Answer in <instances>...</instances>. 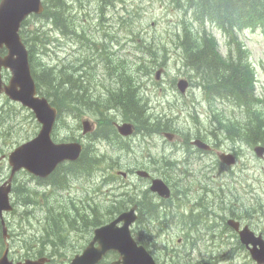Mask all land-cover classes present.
Listing matches in <instances>:
<instances>
[{"label":"rangeland","instance_id":"obj_1","mask_svg":"<svg viewBox=\"0 0 264 264\" xmlns=\"http://www.w3.org/2000/svg\"><path fill=\"white\" fill-rule=\"evenodd\" d=\"M131 2H134L135 0H130ZM75 7L79 8V12H82L83 14H89L90 13L84 9L83 7V0H80L78 3L77 0L74 1ZM106 2V1H105ZM112 6H108V4L105 6L107 9L105 13V18L107 19V14L109 15V22L106 26L105 23L98 29V35L100 40L102 39L101 42H103L104 46L101 45V42H92L89 41L87 38L82 37L78 45L75 47L74 43H66L63 48H53V51H56L57 53H49V52H39L38 59L40 63L42 64H56L58 55L62 56V59L67 62L69 59H71L74 56H77L78 59L82 60H90L91 63L89 64L90 69L89 73L85 78V82L83 86L79 87V90L74 88V91H71L70 93L67 92L66 94H70L68 96V99H71V97H79V101L82 104H88L90 101V98L86 95V87L87 85L90 87L92 85V82L95 79H100L101 74L99 73H91L94 68L96 67L97 64L102 62L105 57L108 55L111 49L114 47L118 46L126 37L130 29L137 23L139 22L143 17L149 16L152 23L156 22V25H153V28H150L147 24H142L140 25V30L144 34H150L151 32L157 31L159 33V37H165L168 38V32L170 31V28L176 21V19H180V12L177 8L176 5L171 4L167 8L159 2H154L151 4H148L144 7V10L147 11V14L143 13H133V14H127L126 16L121 17L119 15V9L118 7L120 6H125L127 4V0H111ZM100 3H92L90 1L87 2V7L90 8L93 5H99ZM104 4H102L103 6ZM112 20V21H111ZM76 25L79 27L81 26V22L78 17L74 19ZM113 23L115 25V28L109 27V24ZM46 24V23H45ZM111 28V29H110ZM219 36V34H217ZM220 42H221V52L225 53L226 49L223 43V39L220 37ZM243 41L246 43L250 44L253 50V53L256 55L257 58H261L264 56V34L260 33H247L242 35ZM117 42V44L115 43ZM96 48L100 53H95L92 50ZM181 49V46H180ZM182 50V54L179 57L178 63L176 62V59L170 58V60H160L158 59L150 50L149 52H146V50H143L141 52V57L134 61L132 64L129 66L125 67L124 70H117L113 69L112 65H108L104 71V77L107 78L111 84L114 86V90L117 91V84L120 82H127L129 79L133 78L137 82H141L153 90L157 91H162L167 97L170 99H174L179 91L177 90L176 86L170 82L171 78L173 77H181L184 80H188L190 83H193V88H198L199 93L197 94L196 99L189 105H183L180 103H176L175 110L174 112H169V113H178V119L177 123L174 121V127L177 129H183V130H190L193 127V124H196L195 130H201L202 132L209 131L212 128L211 125V120L215 121L217 124V127L224 129L227 126V120L223 119H217L214 117H207L206 113L208 110L212 108V106L216 103H218L214 98L209 97L207 91L202 87V81H199L198 78L194 77L192 75V72L187 69L183 63V54L184 50ZM50 54V56H48ZM93 60L98 61L97 63L94 62ZM72 63V62H71ZM102 66H99L98 68L101 69ZM160 72V77L159 80H156V75L157 73ZM117 73H120L119 77L120 79L117 78ZM105 81V80H104ZM62 86H64L66 89L67 84H65V81L62 80ZM53 85L52 87H48L49 91H51L53 94L58 95V96H64L58 89V81H53L51 82ZM156 84V85H155ZM128 93V90L124 89L121 92H118V99H117V108L121 110H125L126 112L130 113L133 116L140 117L141 113V107L140 103L138 100V95L135 92L130 93L127 97H125ZM259 93H261V90H259ZM124 97H121V96ZM231 102V101H230ZM0 103H3V100H0ZM149 103V108L148 111L149 113L153 112L154 104L152 103L151 100H148ZM231 107H232V112L229 114V116L232 118V116L239 115V114H245L240 110L236 105L231 102ZM222 110L228 108L227 105L221 104L219 105ZM161 109L156 110L155 114L157 111ZM26 113L21 112L19 115L24 116ZM197 117L199 124L196 123L193 119ZM140 127L145 129L146 132H149L151 130V125L145 126L144 120L140 118ZM28 130L32 131V127L29 125ZM19 130V127L17 128ZM65 133H70V134H76V132L71 131V129L66 128ZM144 143V146H153L151 148L153 152L159 154V153H165L169 154L173 145L164 143L165 141H162L158 138H153L144 140L143 138H129V139H118L115 143L108 144L110 146V149L118 154L122 159H133L135 158V154L138 150L144 149H133L132 148V143L135 144H140ZM179 141H177L178 143ZM176 143V144H177ZM8 144H11V141L8 139L6 143H1V147L6 148ZM124 148H127L129 151H125ZM135 150V151H132ZM7 168L3 167L2 173L6 174ZM252 180H253V187L255 188V192L251 196V198H255L258 195L261 196L262 202H264V162H259L255 159V157L252 154ZM243 176V171L236 169V176H234V179L231 180L230 182L233 184L231 187V190L233 191L234 194L237 195V198L243 195V188H244V183L242 180ZM94 183H89V184H84L82 186H78V184H73L71 187V190L67 192V194L62 195L60 197H57L53 200L52 203H58L62 202L65 199L69 198L70 194L75 193L76 195H92L93 194V189L92 186ZM177 190H180L176 188ZM87 190V191H86ZM62 192L66 190H60ZM248 195V193H246ZM73 195V194H72ZM74 195V197H76ZM29 196H31L29 194ZM33 197V196H32ZM144 199L140 198V202H142ZM256 200L252 202V205L256 204ZM18 204L22 208H27V204L24 201V198H21L18 202ZM151 208V207H150ZM153 212H157V209L152 208ZM252 210V209H251ZM162 211V210H161ZM254 211V212H253ZM253 211L250 213V211L247 213L250 216V220H255L256 216L258 215L256 212V209H253ZM157 214V213H156ZM15 217H10L9 221H13ZM89 218V217H88ZM180 217L177 218V226L179 228L180 235L183 236L182 231L183 228L179 227L180 221H178ZM90 219V218H89ZM176 219V218H174ZM190 223V220L188 217L185 215L183 216V221L182 225L184 228L188 226ZM78 225V224H77ZM256 227H264V218L258 222ZM18 232H20V229L18 227ZM187 233V232H186ZM77 234H83V232H79ZM18 237H15V240L17 241ZM77 238H73L74 244L77 246V248L80 246L81 243L75 241ZM68 245L66 241L63 242H58V246H67L71 251L74 249V245ZM209 246V245H206ZM205 247L204 245L201 246V248ZM222 253V252H221ZM19 253L14 254V258H17ZM181 263V262H179ZM221 264H228L226 262H223Z\"/></svg>","mask_w":264,"mask_h":264},{"label":"trees","instance_id":"obj_2","mask_svg":"<svg viewBox=\"0 0 264 264\" xmlns=\"http://www.w3.org/2000/svg\"><path fill=\"white\" fill-rule=\"evenodd\" d=\"M78 3L80 0H77ZM106 0H102V4L105 3ZM209 1V6L206 7L204 13L206 15H218L226 20L231 25H239L243 17V11L245 8H250V11L253 15L258 18L264 17V0H207ZM108 4L111 3V0H107ZM254 3H261L259 6L252 7ZM53 4H50V9L48 13H46L43 18L45 22L49 23L54 29L62 31L66 38L74 36L78 40L82 39V36L76 34V31H79V26L76 25L74 19L79 14H74L73 12H77V8L71 10L68 9L69 6L66 4L65 0H57L56 7H53ZM248 11V10H247ZM105 22H109V18L107 17L103 19ZM75 24V28L73 30V25ZM41 32L39 29H36L33 32V36H29L28 34H24V39L29 45L30 50L33 49L31 45V41L33 39H41ZM43 45L47 47L49 52H53L52 48L56 47V40L44 42ZM181 48L184 50L183 55V63L185 66L190 67L193 73L198 76L203 82V87L206 89L208 95L214 99H228L233 102L237 107L243 106L246 109H251L248 113L243 114L242 118H237L236 122H232L231 119L230 124H227L225 129L231 130L234 134L242 136L244 138L250 139L253 143H256L260 140L264 139V100L256 99L254 96V87L251 84L248 89L242 83L241 76L235 70L224 68L222 65L221 59L217 54L212 53L210 49L203 50L201 46L195 44V42L187 40L183 44H181ZM146 52H149L148 49H145ZM38 52H34L30 56V64L32 66V70L35 73V79L40 82V84L47 88L52 87V80L58 81L57 89L64 95L66 99L70 94L68 89L62 86V82L58 78L57 70L53 66H47L40 63L38 59ZM70 65H66L64 69L60 72L61 75H67L68 67ZM71 66L77 67L74 64ZM47 69L48 72L40 73L39 70ZM243 72L246 76H253V71L250 69L249 65L243 61L242 64ZM56 77V78H54ZM66 84V83H65ZM78 90V89H77ZM231 90L235 91L232 92ZM74 91V90H72ZM237 92V93H236ZM74 98V97H72ZM70 99H68L69 101ZM103 139H113L116 137L115 134L109 130V134L102 135ZM84 167L83 169H85ZM56 186L58 189L68 188V185H62L60 182H56ZM22 191V189H20ZM24 192V191H22ZM29 197V194H24V198ZM148 199V198H147ZM146 199V200H147ZM79 201H88L79 199ZM145 201V200H144ZM34 199L31 198L28 202V206H33L34 208ZM30 210H27L28 213ZM53 209H48L49 220L48 224H50V229L52 233L48 235L50 239L53 241L56 239V234L58 240H60L59 231L63 230V226L65 225V220L61 218L62 213H56L57 218L52 219ZM24 213V214H26ZM31 215L32 211L29 212ZM76 214L79 215L81 220L84 221V215H81L78 210H76ZM167 217V216H166ZM80 218L78 221L73 219L71 222H80ZM43 221V220H42ZM42 221L40 223H42ZM90 226L91 223L89 222ZM55 235V236H54ZM142 238H147L146 234L142 235ZM47 239V238H46ZM53 247V245H52ZM171 248L163 251L162 254H169L172 258V262L163 261L161 264H179L178 257L175 254H171ZM51 255H53V251L51 249Z\"/></svg>","mask_w":264,"mask_h":264},{"label":"bare ground","instance_id":"obj_3","mask_svg":"<svg viewBox=\"0 0 264 264\" xmlns=\"http://www.w3.org/2000/svg\"><path fill=\"white\" fill-rule=\"evenodd\" d=\"M87 2H88L87 0H83V4L82 5H83L84 9L87 10L90 13V15H92L93 17L94 16H101V18L103 20L105 18L104 17L105 13H107L106 12L107 9L105 8V6L108 4L107 0H106L105 3H103L104 4L103 6H102V3H101L100 6L99 5H93L90 8L87 7ZM108 6L109 7L112 6V2L110 4H108ZM107 17L109 18L108 14H107ZM104 23L107 26L108 22L104 21ZM111 25H112V28L113 27L115 28V25L113 23H110L109 27H111ZM74 29L76 30L75 24L73 25V30ZM79 42H80V40H78L74 36L66 38V35H64L62 33V31L60 30V36H59V39L56 40V47H54V48H56V49L63 48L64 49V46H65L66 43H74V46L76 47ZM115 43L117 44V42H115ZM101 45L104 46L103 42H101ZM181 49H183V48H181ZM52 51H53V48H52ZM92 51L95 52V53H100V51H98L96 48H94ZM45 52H49V51L46 50ZM53 53H57V52L53 51ZM38 54H39V52H38ZM48 56H50V54H48ZM76 59H78L77 56H74L71 59H69L67 62H65L62 59V56L58 55V58H57V61H56L55 65H53V64H51V65L50 64H43V65L53 66L57 70V74L56 75L58 76V78H68L70 80H73L75 89H79L80 86H83V84L85 82L84 80H85L86 76L89 73V69H90L89 64L91 63V61L90 60H86V59L82 60V58L80 60H76ZM93 61L96 62V63L98 62L96 60H93ZM182 63H183V60H182ZM72 64H74L75 66L77 65V67L71 66ZM28 65L32 69V66L30 64V57L28 59ZM66 65H70L68 67V69H67L69 73L64 76V75H61L60 72L64 69V67ZM183 65L185 66L184 63H183ZM185 67L192 72L190 67H187V66H185ZM119 75H120V73H117V75H116L118 79H120ZM159 75H160V72L157 73L156 80H159V77H160ZM192 75L194 77L198 78V76L195 75V73H193V72H192ZM198 79H199V81H201L200 78H198ZM185 81L189 85L192 84L191 87H193V83H190L188 80H185ZM136 82L137 81H135L133 78L129 79L127 82H120V83L117 84V88H118L117 91H122L124 87H128V86H130V85H132V84H134ZM202 87H203V82H202ZM215 100L217 102H220L223 99H215ZM230 105H231V102H230ZM238 108L240 110H242V112H244L245 114L248 113L252 109V108L251 109H246L243 106L238 107ZM164 112H165L164 110H159V111H157V113L155 115L161 116V115L164 114ZM101 134L102 135L109 134V129L104 128L102 130ZM133 138L134 137H132V139ZM118 139H120V138H118L116 136L113 139H103V140H105L107 142V144H111V143H115ZM132 148L135 149V150L144 148V143L143 142L140 143V144L139 143L138 144L132 143ZM124 150L125 151H129L127 148H124ZM135 150H132V151H135ZM198 153L201 154V157L198 160H196V161L200 162V163H206L205 161L202 160V155H207V153H205V152H198ZM209 162L210 163H207V164L214 165V161L209 160ZM215 172H216L217 175H225V174H227L229 172L235 173L232 176H228L230 181L234 179V176H236V169H231V170H228L226 172H222V170H216L215 169ZM103 180H104L105 183L114 182L115 184L120 185V183L117 182L115 180V178H113L111 176H105L103 178ZM84 184H89V183L79 182L78 186H82ZM90 185L92 186V189L94 190L92 195L82 196V195H76L75 193H72L73 195L70 194L69 198L65 199L64 201L58 202V203H55V204L52 203L50 206H48V207H46V208H44L42 210V212H41V220L39 221V230H38V234H37V237H36V242L39 244L41 249L45 248V249H47L49 251V253L51 252V249H52L53 255H51V253H50L51 256L59 257V256L67 255V254H69L71 252V250L67 246L59 247L57 245L58 244L57 234H56V236L54 235L56 237V239H54L53 241L50 239V237H48V235L50 233H52V231L50 229L51 226H50V224H48L49 220H47V218H49V216H50L49 213H48V209L50 208V209L54 210L53 213H52V219H56L57 218L56 213H59V214L62 213L61 214L62 215L61 218L65 220L64 221L65 224H67L68 222L72 221L73 219H75L77 217L80 218L79 215L76 214V210H78V212L81 215H84V217H83L84 221H83V219L81 220V218H80V223H78V224H80L81 227H85V228L89 229L91 226L89 224V221L86 218V211H87V204L88 203H86L85 201H83V202L79 201V199H83V200L86 199V201H88V202H90L93 199H95V197L98 194V188L96 186L92 185V184H90ZM58 190H68V188H63V189H58ZM15 191L23 193L20 190V188H16ZM74 195H76V197H74ZM173 195H175L177 197H182L183 196V192L181 190L174 189L173 190ZM22 198H24V194L22 195ZM31 198H33V197L29 196L27 198H24V201L26 202V204H28V202H29V200ZM236 198H237V195L234 194L233 191L230 189L229 191H227L224 194H222L221 196H219V198H215L214 199V203L222 206L225 201H228V200H231V199H236ZM151 205H152V200H151L150 197H148L147 200L145 199V201H143L140 204V209L148 210ZM27 210H30V211H32L34 213L35 204H34V208H33V206H28V205H27V208H22L18 204L17 208H16L17 217L20 218V219H25V218L31 216V214L29 213L30 211L28 213H26ZM252 211H253V209L250 210V213ZM24 213H26V214H24ZM256 213L258 214V212H256ZM152 215H155V213L152 212ZM166 216H167L166 217L167 219L176 218V216L174 214H172V213H168ZM185 216L188 217V219L190 220V223L188 224V226L186 228H184L183 225L181 224L182 221H183V217H180L178 219V221L181 222V223H179V227L183 228V231H182L183 244L181 246H179V247L171 248V251H170L171 254H175L176 256H179L178 257V263L179 262H184V261H187V260L191 259L195 255V253L199 249H201L202 245H204V246L209 245V247L218 248L219 244H220V241H221V232L215 231L210 226V224L208 223V221L211 218H214L216 216L214 212L208 211L205 208V206H200L198 208H194L191 211L187 212L185 214ZM250 217H254V216H250L248 214L246 215L245 223H247V224H252L253 223V220H250ZM41 221H42V223H40ZM63 227L65 228V225ZM61 231H59L58 234ZM66 242H67L68 245H70V244L72 245L71 242H68V241H66ZM52 245H53V247H52ZM162 256L166 257V256H169V254H166V255L162 254Z\"/></svg>","mask_w":264,"mask_h":264},{"label":"water","instance_id":"obj_4","mask_svg":"<svg viewBox=\"0 0 264 264\" xmlns=\"http://www.w3.org/2000/svg\"><path fill=\"white\" fill-rule=\"evenodd\" d=\"M29 0H4L3 6L0 8V22L15 18H21L24 10V4Z\"/></svg>","mask_w":264,"mask_h":264},{"label":"flooded vegetation","instance_id":"obj_5","mask_svg":"<svg viewBox=\"0 0 264 264\" xmlns=\"http://www.w3.org/2000/svg\"><path fill=\"white\" fill-rule=\"evenodd\" d=\"M111 27H112V25H111ZM192 85V84H191ZM190 85V86H191ZM195 160H198L200 157H201V154L200 153H198V152H196L195 153ZM202 160L203 161H205L206 163H210L209 162V160H211V161H214L213 160V158L209 155V154H207V155H202ZM214 168L216 169V170H222V172H226V171H228V170H231V169H229V168H226V167H223V166H221V165H219L218 163H216L215 161H214ZM235 173H233V172H229V173H227V174H225L227 177L228 176H232V175H234Z\"/></svg>","mask_w":264,"mask_h":264}]
</instances>
